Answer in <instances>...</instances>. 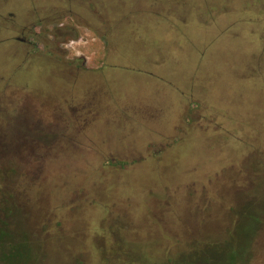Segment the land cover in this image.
Instances as JSON below:
<instances>
[{
	"label": "rangeland",
	"instance_id": "1",
	"mask_svg": "<svg viewBox=\"0 0 264 264\" xmlns=\"http://www.w3.org/2000/svg\"><path fill=\"white\" fill-rule=\"evenodd\" d=\"M2 109L0 264H264V0H0Z\"/></svg>",
	"mask_w": 264,
	"mask_h": 264
},
{
	"label": "trees",
	"instance_id": "2",
	"mask_svg": "<svg viewBox=\"0 0 264 264\" xmlns=\"http://www.w3.org/2000/svg\"><path fill=\"white\" fill-rule=\"evenodd\" d=\"M0 114H2L3 116H1L2 117V119H7L8 118V116H9V114H8V112L6 111V109H2V111H0ZM7 123H8V121H7ZM1 128H3V126H1ZM109 162H114L113 160H111V159H109L108 160ZM116 162V161H115ZM117 164H118V162H117ZM116 164V165H117ZM96 171V170H95ZM94 171V172H95ZM92 175H93V172H92V174H90V176L92 177ZM7 209L5 210L4 208L3 209H1V207H0V213L2 212L3 214H5L4 212L6 211V213L7 214H5L6 216H10V212H11V210L12 209H9L8 207H6ZM263 218H264V214H263ZM262 224H263V219H262V222H261ZM4 225V224H3ZM7 228L8 227H4V229H1L0 228V240H2L4 237H6V235H7ZM11 238L13 239V240H10V241H12L13 242V244L11 245L12 247H10L9 248V250L8 251H6V248H4V250H3V252H6V253H4V254H2V255H4V258L7 260V261H12V263L13 262H15V263H17V261H19L18 260V258H23L22 256H20L19 255V250H18V248H16L15 247V245H14V243H15V240H14V236H12L11 235ZM15 247V251H13V248ZM26 255V254H25ZM232 261L234 260L233 258L231 259ZM20 262V261H19Z\"/></svg>",
	"mask_w": 264,
	"mask_h": 264
},
{
	"label": "built area",
	"instance_id": "3",
	"mask_svg": "<svg viewBox=\"0 0 264 264\" xmlns=\"http://www.w3.org/2000/svg\"><path fill=\"white\" fill-rule=\"evenodd\" d=\"M69 42H72V41H69Z\"/></svg>",
	"mask_w": 264,
	"mask_h": 264
}]
</instances>
